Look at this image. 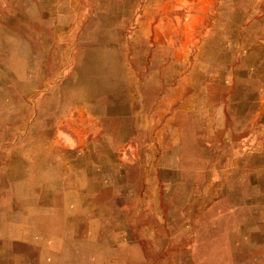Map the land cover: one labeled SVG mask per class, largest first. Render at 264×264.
Listing matches in <instances>:
<instances>
[{
  "label": "rangeland",
  "instance_id": "374dc122",
  "mask_svg": "<svg viewBox=\"0 0 264 264\" xmlns=\"http://www.w3.org/2000/svg\"><path fill=\"white\" fill-rule=\"evenodd\" d=\"M32 1L0 0V264L38 260L14 240L6 189L22 161L64 152L114 162L98 197L123 222L107 231L100 216L90 264H264V0H50L46 24L28 20ZM92 19L129 29L96 112L70 96Z\"/></svg>",
  "mask_w": 264,
  "mask_h": 264
},
{
  "label": "crops",
  "instance_id": "0c3cea01",
  "mask_svg": "<svg viewBox=\"0 0 264 264\" xmlns=\"http://www.w3.org/2000/svg\"><path fill=\"white\" fill-rule=\"evenodd\" d=\"M49 6L50 0L32 1L28 20L31 22L40 16L43 24L50 22ZM35 7H39L40 11H33ZM16 18H19L18 15ZM59 22L61 23V20ZM123 24L126 28H123ZM77 27L81 26L78 24L75 29ZM127 27L125 20H119L117 25H107L100 28L103 29L100 31L95 20L93 24L92 19L88 28L86 27L83 31L81 29L80 33L90 32L89 39L86 37L81 41L91 49L90 55L84 58V61L88 63L83 65L85 74L83 78H80V88L76 86L70 88L73 101L84 102L90 106V110L96 112L100 110V104L95 96L104 93L105 85L114 91L118 88L119 81L113 80L118 73V63L110 48L117 44L122 45V41L118 38L123 37L124 29L128 33ZM29 28L28 23V26L24 28L27 30L25 32L27 37L31 35L29 33L31 29H34L33 26ZM67 30V28L60 29V32ZM129 36L131 35L128 34L126 37L131 39ZM0 38L2 39V36ZM64 43L66 44V41ZM126 45L130 47L129 42H126ZM30 61H34V57H30ZM93 77L99 81L98 85L97 83L94 85ZM118 102L129 104L126 99H118ZM111 103L113 102L108 100L107 110L115 111L114 106L109 109ZM72 117H75V108L71 115L65 116V125L76 124L68 122V118ZM114 126L119 130L121 127L126 128L128 124L118 121L114 123ZM50 155L56 156L54 153ZM59 157L63 160L57 163L49 156L48 161H44L42 167H34L28 160L22 161V164L27 166L25 170L22 169L24 179L14 180V183L11 180L10 189H6L8 194L5 197L11 202L6 203L5 207H11V210L7 212L14 216V240H33L26 245L22 244L25 247L22 254L38 258L36 264L95 263L98 259L93 256H99L103 247L102 243L93 242L94 239L100 237L99 229L96 227L100 216L102 215L103 219V229L106 225L107 231L112 229L116 222H123L122 217H115L113 209L115 199L98 197L99 192L102 194L109 192V184L112 186L111 190H114V162H102L100 167V162L94 164L93 159H98L99 156L93 152L72 154L64 152L63 157ZM67 159L70 160L67 161ZM115 166L119 167L116 163ZM109 208L111 209L108 210ZM105 218L108 220L106 224ZM30 263L32 262L27 264Z\"/></svg>",
  "mask_w": 264,
  "mask_h": 264
}]
</instances>
